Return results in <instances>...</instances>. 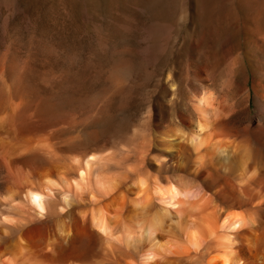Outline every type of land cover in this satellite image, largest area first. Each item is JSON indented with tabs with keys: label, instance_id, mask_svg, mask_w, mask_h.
<instances>
[{
	"label": "rangeland",
	"instance_id": "rangeland-1",
	"mask_svg": "<svg viewBox=\"0 0 264 264\" xmlns=\"http://www.w3.org/2000/svg\"><path fill=\"white\" fill-rule=\"evenodd\" d=\"M0 93L4 140L19 118L81 151L145 155L132 165L151 185L176 183L169 149L195 160L193 107L212 95L264 169V0H0Z\"/></svg>",
	"mask_w": 264,
	"mask_h": 264
},
{
	"label": "bare ground",
	"instance_id": "bare-ground-1",
	"mask_svg": "<svg viewBox=\"0 0 264 264\" xmlns=\"http://www.w3.org/2000/svg\"><path fill=\"white\" fill-rule=\"evenodd\" d=\"M193 109L195 160L164 153L171 185L132 165L145 155L81 151L19 118L7 141L0 124V264H264V169L212 95Z\"/></svg>",
	"mask_w": 264,
	"mask_h": 264
}]
</instances>
